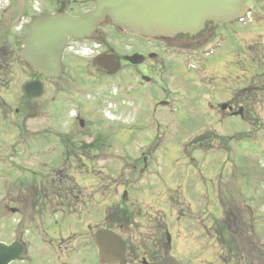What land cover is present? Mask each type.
<instances>
[{"label":"rangeland","instance_id":"1","mask_svg":"<svg viewBox=\"0 0 264 264\" xmlns=\"http://www.w3.org/2000/svg\"><path fill=\"white\" fill-rule=\"evenodd\" d=\"M26 4H28L27 8L29 10H32V8L40 11L45 9L51 10L48 4L44 5L43 0H38L37 3L33 2V0H17L16 3H13V6L8 7L5 14H14L17 20H21L20 13H22L21 10L24 9V7L26 8ZM251 31L252 26L249 24L233 28L232 33H229L226 40L223 42L222 48L220 47V49H217L211 57L208 56L205 66L199 69L198 72L186 73L180 69L170 71L172 86L169 90L171 93L169 99H171V101L182 98L187 99L190 97V87L195 82L202 83L201 87L198 89V94H200L198 98H202L205 94H212L214 92L212 88L216 86L233 88L235 77L239 74L234 65L238 60H244L243 56H241L242 51H244L241 42L243 39L250 36ZM13 32H15V30L11 33ZM10 39L11 37L9 36L8 44L13 46ZM106 39L107 41L114 40L111 34H107ZM17 67V63H15V72L13 80L10 81L11 83L8 86L4 85L2 88L0 87L1 104L3 98L5 99L4 106H2L0 111V241L8 242L13 239H21L27 244L29 254L33 257V261L29 260L30 264H36L34 263L35 261L37 264H41V261L47 262L52 255L46 250V247H44L41 234L44 235L47 230L49 232L64 230L65 240L62 244H66L67 242L71 244V238L76 236L77 228H81V226H77L76 228L75 224L86 223L85 217L83 216L88 211H85V208L82 207L85 206L88 208L85 201L89 204H93V201H95L97 209H93V211L90 210V212L94 214L89 213L90 215L93 214V219H91V221L100 224L102 223L100 216H103L104 209L107 206H116L117 203L118 206H120L121 195L124 190L128 192L125 203L129 207V210L136 215V218L133 224L128 226L127 233L122 232L123 238L132 241L135 245L138 244L141 239H143V241H148L150 238L154 239L152 228L158 224L159 216L161 217L164 214V212H160V209L163 208L162 203L165 197L161 198L158 195L162 190V188H159L162 186L161 181H163L164 184H166V181H160V178H166L168 180L169 175L177 171V161L184 159L181 157V143L184 140L185 143L190 146L192 145L194 149L197 148L196 144L198 142L195 140L204 134L202 130L205 127L215 129L219 133L225 132L226 134H223V136L229 137L228 142L224 145L226 150L223 154H221L222 150L220 149L212 153V156L206 155L203 158L204 165L207 163L203 171L208 191L211 192V190L216 187L218 180L221 185L219 187L222 189L225 186L224 183L231 180L229 184L231 189L234 187L238 189L237 192H240L242 195L243 192L247 195H251V198L248 197V199H251V206L256 209L257 214L264 212V134L245 131L244 125L239 121H237L239 125L237 123L231 125V122L228 121L234 120L233 118H225L227 121L223 122L221 119H211V115L203 109L192 112L191 109H193L195 104L184 102L181 106V110H183V112L189 111L191 114L178 118L172 116L167 117L166 114L163 115L162 113L158 118L152 121V118L144 115L137 119V115L139 116V114L135 109H133L134 111L132 110L129 115L118 110L113 116L122 124L132 123L128 126L129 133L133 134L141 130L139 133L134 134L133 140L128 138L127 133L111 135L110 140L112 141V145L110 152H113V154L126 153V159L129 160L127 167H123L121 160L115 158V156L111 165L93 158L89 163L90 165L88 164V169L84 167V170H86V172L89 170L87 176L92 178L89 181L93 180L94 182L83 183V180L80 179V175H84V171L80 172L83 167L78 168L76 167L77 165H74L71 167V170L66 173L69 176L68 178L72 179L74 183L73 181L69 182L63 179L58 189L60 199L54 200L53 203L51 197L47 196L49 200L44 199L43 201V203L47 204L44 205V207H46L45 211L41 214H37V210L34 206L37 207L38 202L34 200L35 197L30 187L40 185L41 187L44 186V189L47 190L50 189L52 185V195L55 187L51 182H44V179L39 183L40 177L47 172L44 165L47 164V161L52 160V155L45 156L44 148H46V145L47 148H55L56 150L52 149V152L55 153V157L57 152L59 154L60 149H62L54 135H51V141L49 140L47 144H45V142L39 138L38 134L40 131H42V133L45 132L46 129H49L51 132H56L59 130L64 131V128L67 126L71 127L73 121L70 117L65 118L67 113H64L62 116L57 115L61 111L60 104L65 100L71 105V93L81 97L83 94L82 89H85L87 84L83 83L78 73L76 74L72 69L68 72V76L64 77L59 84H50L43 98L39 99L36 103H32L33 106H36V110L32 111L35 113V116L31 120H27L24 114H20L21 117L16 118L13 112L14 109L18 106L22 107V103H20L22 99L20 100L21 97L19 98L20 86L27 80L25 74ZM129 78L127 73L124 72L123 75L120 76V80L123 81ZM143 92L144 94L146 93L145 88H139V94ZM65 93L67 94L63 96ZM150 97L153 96L150 95ZM51 99L54 101L52 106L50 104ZM210 100L211 98L209 96L203 97V103ZM87 107L88 105L86 106L85 113L88 112ZM67 108L70 109L69 106ZM42 110H51V112L55 114V117L49 116L48 113ZM2 112L4 114H2ZM71 112L72 111H70V114ZM103 113L104 102L91 104L89 118L94 121V126H98L96 120L99 118L103 119ZM2 117L8 120V124ZM113 120L115 119L113 118ZM13 121H17L18 127V122L21 123V127H14L12 125ZM258 121L263 123L264 119ZM155 122L161 124L156 127ZM102 126L105 127L108 125L103 124ZM30 135L32 140L26 137ZM204 142L216 146L218 140L217 138H206ZM234 142L239 143L240 146L231 147ZM157 145L160 147H157V150L147 149V146L153 148ZM212 146L209 148L207 146L205 147L211 150ZM16 152H19L20 156L16 155ZM147 152H151L148 158L149 167L147 166V170L144 173H140L139 168L142 167L141 158L146 155ZM10 164L19 168L21 164L27 166V173L23 171L21 174L16 171L12 172V169L9 167ZM132 164H135L136 167L133 168ZM58 166L61 168L63 165L60 163ZM105 169H111V175L107 173ZM55 170V168L50 170V178ZM185 177L186 176L181 173L178 178V183L181 182V184L184 185L185 182L183 181H185ZM19 181H22V183ZM33 182H36L37 185L31 186ZM147 183H149L151 189ZM76 187L79 189V192L77 193L78 201H75L77 199L73 200L75 201L73 203L75 206L74 210L72 212H66L60 209L62 207V200L71 201L67 196L64 198L63 194L67 195L77 192ZM36 188L38 189V187ZM225 190L226 189H224V191ZM233 191L235 190L233 189ZM210 197L214 198V196ZM252 197H254L255 200ZM186 200V198L183 199L184 202ZM212 200H215V198ZM49 202L56 204L55 207L54 205L48 206ZM9 206L17 208L18 212H11ZM242 206L245 207L247 205ZM53 209H55L54 212ZM169 213L168 218L171 221L176 218L177 214ZM169 219L168 221L165 219L167 227L170 224ZM161 224H163V220ZM94 229H97V226ZM233 234L235 233L233 232ZM246 239L247 237H245V234L237 235L236 241L242 244L243 254L246 256L247 263L263 264L264 257H262L260 249L256 247L254 250L250 247ZM154 242H157V239H155ZM59 251L60 248L56 252L59 253ZM70 253L72 255L69 256L72 257V262L74 264L77 255L74 254L75 251H71ZM56 257L55 255V258ZM65 258L67 257H63L62 260ZM94 259L93 253L88 252L87 261L85 263L78 261V263L75 264H92ZM50 260L48 264L51 263ZM129 264L134 263L130 262Z\"/></svg>","mask_w":264,"mask_h":264},{"label":"water","instance_id":"2","mask_svg":"<svg viewBox=\"0 0 264 264\" xmlns=\"http://www.w3.org/2000/svg\"><path fill=\"white\" fill-rule=\"evenodd\" d=\"M241 0H97L95 11L74 18L66 15L43 17L32 23L24 39L22 59L44 76L60 75V54L67 34L88 33L91 26L107 14L112 21L127 31L148 35L173 34L176 32L198 31L205 20H224L242 9ZM252 0L243 4L244 7ZM38 82H28L22 87L25 95L38 96L41 93ZM36 90V92H32ZM114 238L103 233L104 243ZM20 246L15 243H0V264L18 256ZM166 264V263H163Z\"/></svg>","mask_w":264,"mask_h":264},{"label":"flooded vegetation","instance_id":"3","mask_svg":"<svg viewBox=\"0 0 264 264\" xmlns=\"http://www.w3.org/2000/svg\"><path fill=\"white\" fill-rule=\"evenodd\" d=\"M255 7V6H254ZM253 7V12H256L258 10H255L256 8ZM260 13H262L261 9L259 8ZM255 25H252V31L250 32L249 36V45H247L246 50H248V55L242 51L241 56H243V61L238 60L235 63V67L238 69H243L244 71L246 69H249L253 71L252 74H249L247 79L241 77L238 75V95L236 98H238L237 101L241 102V97L243 95V91L246 90V99H253V104L247 106L244 108L241 104H237L235 107L238 110V107H243V113L247 116H253V113L255 114L257 112V109L255 106L257 104H263L264 101V73L263 74H257L256 67L257 63L264 68V37L263 38H256V30ZM214 24L210 23L209 26H207L206 30L203 31L200 34H197L195 36H188V35H178L176 37H169L168 38H157L155 41H152V48H157L158 50L162 51L164 54L167 52V45H171L175 49H181L184 51L190 52V48L193 46L196 48V46H199L204 43H208L212 40V37L214 35ZM135 52V51H132ZM144 54L148 55L149 57H154L150 55L149 50L143 51ZM122 57H125L124 55ZM151 63V61H147V65ZM144 70V69H141ZM246 76V74H244ZM244 76V77H245ZM243 79V82L241 83ZM248 86V87H247ZM251 100V99H250ZM223 112H225L223 110ZM222 112V113H223ZM250 114V115H249ZM255 117V116H254ZM252 117V118H254ZM251 118V117H250ZM73 139H77L79 141V145L81 148L83 147L84 150H86L87 147H90V149L95 148V131L93 128L88 126H81L79 130H75L73 136L71 137ZM84 156V155H83ZM192 214V213H191ZM207 212H204V210L200 211L194 217H190L188 220V223H184V226L182 229H180V237H189L194 241H190L189 243L193 245L192 250L195 251V258L199 260L200 264H209V250H208V238L210 235L209 229H208V222L207 221ZM217 221L218 217L216 218ZM223 229V223L217 224V231L218 235L216 233H212L211 235L213 237H217L218 243H220L221 239V233L220 230ZM178 240V235H174L172 237V243L166 242L167 248L169 250H172L173 253H176L175 244ZM164 244V241L162 239L161 233L159 234V243L153 248V250L149 253V255L152 258H156L154 261H157L160 259V257L164 254L165 250L162 252V245ZM162 252V255H161ZM219 260L217 262H221L220 264H225V260H227L226 255L223 250H220L219 252ZM161 255V256H160ZM142 264H149L148 261H150L149 258H141L140 260ZM147 262V263H146Z\"/></svg>","mask_w":264,"mask_h":264}]
</instances>
